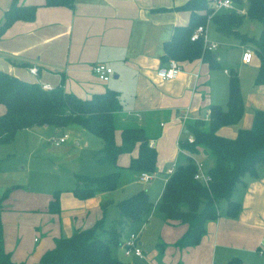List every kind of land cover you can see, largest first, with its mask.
Here are the masks:
<instances>
[{
	"label": "crops",
	"instance_id": "crops-1",
	"mask_svg": "<svg viewBox=\"0 0 264 264\" xmlns=\"http://www.w3.org/2000/svg\"><path fill=\"white\" fill-rule=\"evenodd\" d=\"M188 1L73 0L72 5H47L46 0H0V25L13 3L36 6L32 20L18 19L1 33L0 69L26 81L50 84L53 88L62 85L67 92L81 98L107 89L119 91L122 108L117 112L120 126L115 131L117 143H121V127L126 124L142 125L147 127L149 132L158 133L153 135L150 141L157 149V168L153 178L148 181L140 180L141 171L128 167L131 158L138 155V145L133 151L120 154L116 165L99 162L103 140V145L101 144L93 155L98 164L112 165L94 175L111 171H118L119 176L127 174L128 179L134 178L136 181L138 178L139 184L142 185L141 190H146L148 194L152 181L158 178L160 173L167 174L163 179L158 204L165 183L171 175L169 170H174L178 162H185L189 155L180 147L182 143L187 142L190 135L185 127L187 122L207 118L211 104L222 107L227 99L229 100L231 72L225 64L229 51L233 50L228 54L229 57L237 59L238 68L240 65L254 68L245 77L249 82L246 93L241 86L245 109L251 108L252 113L246 109L239 125L221 126L217 133L235 138L239 127L250 128L253 125L254 109H264V84H255L260 58L254 52L251 62L242 60L244 50H253L255 45L242 42L235 33L225 34L219 31L210 18L208 21L213 24L204 25L205 37L202 39L217 44L211 51L221 64L223 73L219 75L223 77V81L216 79L214 69L202 58L180 61L182 71L173 79L164 80L159 77L157 69L168 62L162 57L165 42L171 38L178 26L187 25L190 21L191 11L184 8ZM232 2H236L237 6L230 7L229 11H220V7L215 4L214 6L217 12L233 11L248 17V0ZM238 30L244 33L240 26ZM230 43L233 44L230 50H218L221 45ZM96 63L113 67L114 73L109 81L100 80L96 76L93 71ZM31 66L38 68L37 74L30 71ZM219 84L221 88L218 97L214 96L213 92ZM227 87L228 97H225ZM5 110L6 106L0 103V114ZM76 125L71 124L63 128L51 125L37 126L52 127L54 133H58ZM181 133H186L183 142ZM14 140L15 138L0 145L12 144ZM75 141L79 143L77 139ZM49 146L52 144L49 143L41 151L32 153L29 156L30 161L47 160L54 164L48 169L57 170L63 160L53 159L52 155L46 152ZM201 155H193L196 164L206 163L208 160ZM8 159L9 157L0 156V163L7 162ZM73 160L79 162L76 156L72 157L71 161ZM165 161H172L173 164L168 171H163ZM32 166L34 172L37 166L39 167L38 163ZM54 174L57 175L56 172ZM69 174V186H62L60 181L54 180L51 191L42 193L33 189V186L27 187L28 180H31L30 174L14 169L0 172V193L10 189L1 213L4 247L11 252L14 261L39 264L45 252L55 246L56 238L71 236L77 229L89 228L98 220H105L107 212H111L112 217L108 220L109 225L105 220V226L109 227L114 222L117 216L116 204L128 196L119 193V197L117 189H113L81 198L73 190L79 184L78 175L89 173L72 167L69 168ZM57 190H60V211L51 212L49 203ZM232 199L241 205L238 214L227 215L226 202V205L220 208V216L207 221L201 241L193 246L174 245V240L183 235L187 225L170 222L162 213L165 226L174 227L177 231L171 239L173 242H170L174 243L170 244L174 247L168 246L175 250L172 264H237L232 262L233 259H238L243 264H264V254L258 252L264 236V165L259 167L257 176L245 175L238 182ZM145 217L142 219L143 224L151 226L150 213ZM128 235L129 233L124 234L121 244L113 249V254L121 260L123 258L119 256V250L124 248ZM139 241L142 246L140 235ZM165 245L161 243L160 249L164 250ZM124 254L126 255L125 248ZM136 257L142 258L144 254L142 257Z\"/></svg>",
	"mask_w": 264,
	"mask_h": 264
},
{
	"label": "trees",
	"instance_id": "trees-1",
	"mask_svg": "<svg viewBox=\"0 0 264 264\" xmlns=\"http://www.w3.org/2000/svg\"><path fill=\"white\" fill-rule=\"evenodd\" d=\"M215 0H189L184 8L191 11L187 25L178 26L164 44L163 59L180 61L202 58L210 68H220L216 55L205 46L204 39L191 40V34L198 25H206L212 19L219 31L235 33L242 42L255 45V53L260 65L255 84H264V0H248L246 16L259 20L262 24L259 38L251 37L238 30L245 15L236 12H217ZM47 5H72L73 0H46ZM35 5L13 3L5 13L0 25L1 33L18 19L32 20ZM210 17H208V15ZM0 103L6 106L0 114V143L11 142L18 130L37 125L67 127L77 124L101 137L104 145L99 162L116 165L120 154L131 152L138 145V155L131 158L128 165L135 171L155 172L157 149L151 145V138L158 135L149 132L142 125L126 124L121 127V143L115 139V131L120 128L117 112L122 108L120 92L107 89L81 98L67 92L62 85L51 90L43 89L38 82L26 81L0 69ZM245 110V103L237 71H232L229 79V100L227 109L218 104L208 107V117L189 121L186 129L192 134V142L180 145L189 153L185 162H178L168 177L159 201L164 217L170 222L187 225L186 231L175 242L178 247L197 245L206 231V223L221 214L220 200L227 199L225 212L236 216L240 203L232 196L238 182L245 175L257 176L264 165V109H254L253 125L238 128L235 138L221 136L218 129L224 125H239ZM154 135V136H153ZM204 154V171L209 179L195 178L198 171L193 155ZM79 184L73 190L81 198L100 191L113 190L119 179L118 171L102 175H78ZM10 189L0 193V264H24L13 260L11 252L4 247L3 222L1 219L4 200ZM60 190L54 192L49 203L51 212L60 211ZM153 207L149 194L141 190L120 200L116 204L117 216L114 222L105 226V220H98L93 226L77 229L71 236L56 238L55 246L41 257L39 264H128L113 253V246L121 244L125 230L142 220ZM232 262L243 264L238 259Z\"/></svg>",
	"mask_w": 264,
	"mask_h": 264
},
{
	"label": "rangeland",
	"instance_id": "rangeland-1",
	"mask_svg": "<svg viewBox=\"0 0 264 264\" xmlns=\"http://www.w3.org/2000/svg\"><path fill=\"white\" fill-rule=\"evenodd\" d=\"M233 6H237V3L232 2V7ZM230 9L231 8L220 7L219 10L229 11ZM210 15L211 14H209L208 17H210ZM207 24H210V26H212L213 22L208 21ZM240 29L245 34L251 37L259 38L261 35V22L252 17H244L243 21L240 24ZM232 43L237 44L235 42ZM233 44L230 43L227 45H221L218 50H221L222 48L230 50L232 48L231 45ZM254 50L255 49L252 50L253 53L255 52ZM244 51H246V49ZM228 53L227 57L225 58V61H227L225 62V64L228 65L230 72H232L233 70L238 72L239 79H241L240 84L242 86V90L246 93L248 91L247 85L249 84V82L245 77L250 71H253L254 68L252 66L245 65H240L238 68L237 59H235L234 57H229ZM214 73L217 75L216 79L223 81V77L219 75L223 73L222 68H214ZM220 88L221 85L219 84V86L216 87L213 92L214 96H220ZM225 97H228V87L227 95H225ZM222 107H228V99L226 104H223ZM246 109L244 110V113ZM247 110L252 113L251 108ZM63 133H67L69 138L66 142L62 143V145L59 146L55 142H53L52 139L58 136H62ZM180 136L183 139L182 142L185 141L186 133H181ZM75 139H77L79 143H76ZM102 140L103 139L101 137L86 130L80 125H76L74 127H71L70 129L62 130L58 133H54V128L46 126H35L27 130L21 129L17 131L15 140L12 144L0 145V156H5V158L9 157L7 162L0 163V172L10 171L14 169L22 173H28L31 175V180H28L27 187L33 186V189H38L42 193L51 191L54 180L60 181L62 186L67 187L71 184L69 168L78 167L80 170L89 173V175H94L100 174V171H103V168H105L106 166L112 167L111 164H98L93 156L96 150H98V148L101 146V144L103 145ZM49 143H51L52 146H49L46 152L52 155L53 159L59 158V160H63L57 170L55 168L48 169L50 165L52 167L54 166V164L52 162H48L47 160L44 161L41 159L39 162H35L33 161V159L32 162L30 161L29 156L32 153H34L35 151H41V149L47 146ZM74 156L79 159V162H77L76 160L71 161L72 157ZM201 156H204L206 157V159H208V157L204 154H202ZM36 163H38L39 167L37 166V170H35L34 172V166L32 165ZM172 165V161H165L163 171H168L173 167ZM55 172L57 175L54 174ZM166 175H164V173H160L159 177L155 178L152 181L151 188L149 190V197L151 201H153V207L150 212L149 218V221H151V226L144 225V221L142 220L141 222H136L132 226L128 227L122 235L123 238L124 234L127 235L128 233L135 231L140 235V238L142 239L141 248L144 254V257L142 258H138L135 255H125L123 247L119 250V256H121L124 261L130 264H172V258L175 254V250L168 248V246L174 247V243L178 239L176 238L177 240H174V243L170 242H173V240L171 239L176 235L177 231L174 227L165 226L163 222L164 217L157 201L162 189L164 176ZM139 183L140 181L138 180V178L136 181L134 180V178L128 179L127 174L119 176L117 186L115 188L117 189V195L121 193L122 195H126L129 197L134 193L139 192L142 189L140 188L142 187V185H140ZM226 202L228 203L227 199L220 200V208L224 207L226 205ZM110 213L111 212H107V218H105L106 222H108V220L112 217ZM109 224L110 222H108V225ZM146 227H148L147 230H145ZM161 243L166 244L164 250L160 249ZM115 247L116 246H113V249Z\"/></svg>",
	"mask_w": 264,
	"mask_h": 264
},
{
	"label": "built area",
	"instance_id": "built-area-1",
	"mask_svg": "<svg viewBox=\"0 0 264 264\" xmlns=\"http://www.w3.org/2000/svg\"><path fill=\"white\" fill-rule=\"evenodd\" d=\"M214 4L216 7L230 8L232 7V0H215ZM204 34H205V26L203 24L198 25L197 28L191 34V40H198L200 38H204L205 37ZM204 41H205V46L208 50H213L217 47V44L214 42H208L206 40ZM253 54L254 53L251 49H246V51H244L243 53L242 60L246 63L251 62L253 59ZM29 69L33 74L38 73V68L36 66H31ZM93 71L96 74V76L103 81H109L114 73L113 67L105 63H96L93 66ZM181 71H182V66L180 62L177 59L170 58L166 64H162L161 66H159V68L157 69V74L161 79L167 80V79L175 78L176 76L179 75ZM40 85L42 86L43 89L46 90H51L53 88L50 84L47 83H41ZM67 138H68V134L65 133L62 136L55 137L52 140L56 144H60L66 141ZM193 140L194 137L192 134H190L187 137L186 141L192 142ZM197 166H198V171L195 174V178L206 182L209 179V175L204 171L203 163H197ZM173 171H174L173 169L169 170L171 174L173 173ZM153 176H154V172L141 171L139 178L141 181H148L151 178H153ZM124 248L126 255L133 254L140 257L143 256V251L139 241V234L135 231L129 233L128 237L124 241ZM258 252L260 254H264V236L261 240L260 246L258 248Z\"/></svg>",
	"mask_w": 264,
	"mask_h": 264
}]
</instances>
